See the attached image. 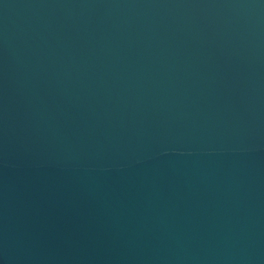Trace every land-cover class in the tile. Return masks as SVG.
I'll use <instances>...</instances> for the list:
<instances>
[{
  "label": "water",
  "instance_id": "obj_1",
  "mask_svg": "<svg viewBox=\"0 0 264 264\" xmlns=\"http://www.w3.org/2000/svg\"><path fill=\"white\" fill-rule=\"evenodd\" d=\"M0 264H264V0H0Z\"/></svg>",
  "mask_w": 264,
  "mask_h": 264
}]
</instances>
